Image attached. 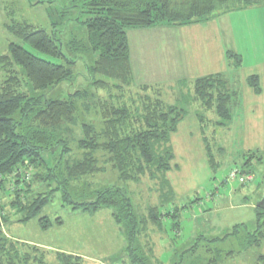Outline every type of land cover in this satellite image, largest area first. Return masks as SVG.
<instances>
[{
  "label": "rangeland",
  "instance_id": "rangeland-1",
  "mask_svg": "<svg viewBox=\"0 0 264 264\" xmlns=\"http://www.w3.org/2000/svg\"><path fill=\"white\" fill-rule=\"evenodd\" d=\"M81 5V0H0V56L7 54L10 43L34 53L7 29L8 26L27 24L54 35L67 57L80 56L81 60L73 66L74 73L85 74L86 67L96 57L89 48L83 51L75 48L76 45L84 46L87 37L83 22L88 15L82 12ZM256 9L248 7L216 18L222 43L227 54L231 55L222 77L227 91L235 93L229 102L230 118L223 124L217 123L214 112L203 110L194 102L192 86L188 82L173 83L175 80L171 79L173 75L168 67L171 63L167 58L169 41L176 40L184 46V41H190L189 37L179 34L180 30L169 32L163 28L126 30L135 66L134 86L126 91V96L137 97L140 84L159 85L163 101L185 112V118L170 143L174 161L173 170L166 174V179L172 186L174 197H170L171 189L164 178L156 182L144 177L138 184L127 183L135 210L139 207L140 214L146 218L151 207L159 206L157 209L163 221L162 229L159 224L149 221L139 237L138 243L145 251V264H238L243 255H246L245 264L253 263L249 257L256 248L247 245L244 237H249L248 241L252 239L251 236L256 234V213L258 210L264 213L257 208L264 195V6L262 10ZM235 12L237 14H233ZM232 55L240 60V65L233 64ZM18 73L20 90L32 95L30 85ZM255 73L261 88L259 96L252 93L245 81ZM2 79L0 71V82ZM81 90L90 92L87 84L78 77L73 82L65 81L36 94L49 100H68L70 94ZM84 113L78 111V122L96 121L98 125L95 114ZM58 153L51 158L46 156L51 169L60 166L56 163ZM75 155L72 152L65 160H71ZM209 156L215 163L214 168L208 163ZM99 167L105 172L87 180L91 189H100L98 183L105 188L122 186L117 183V175L112 173L109 165L101 161ZM232 170L242 174H245L242 171L250 172L254 179L245 185L224 182ZM39 173L44 176L46 172L42 169ZM41 180L44 179L38 175L35 181L32 173L28 181H24L25 185H30L26 188L30 190L23 193L29 201L35 202L41 197L48 200L47 206L31 220H24L27 216L24 210L17 212L10 208L14 196L11 190L15 186H0L1 237L22 246L31 256L41 257V264H60L56 258L58 254L70 257L68 264H132L126 250L129 242L127 228L112 217L110 209L92 213L74 210L71 205L60 202L62 194L59 189L48 193L57 187L55 183ZM70 191L72 200L80 201L78 195L82 184ZM260 221L264 225V219ZM177 222L180 226L176 225ZM235 226H238L237 232ZM258 231L264 233V228ZM227 235L230 240H211ZM33 249L37 252L34 253ZM228 252L235 253L233 262L220 261L223 253ZM214 259L218 262L213 263Z\"/></svg>",
  "mask_w": 264,
  "mask_h": 264
},
{
  "label": "trees",
  "instance_id": "trees-1",
  "mask_svg": "<svg viewBox=\"0 0 264 264\" xmlns=\"http://www.w3.org/2000/svg\"><path fill=\"white\" fill-rule=\"evenodd\" d=\"M81 1V10L88 15L83 22L87 37L84 46L76 45L75 48L81 51L89 48L96 57L86 67L85 74L74 73L73 66L81 57L64 55L54 35L27 24L7 27L14 38L28 45L34 53L10 43L7 54L0 56V71L3 73L0 82V186H15L11 190L14 196L10 208L27 212L24 220L38 216L37 213L48 203L47 197L33 202L23 195L30 190L26 189L30 185L24 183L32 173L35 181L39 175L45 180L42 182L50 180L55 183L57 187L48 193L59 189L62 194L60 202L65 206L71 205L74 210L91 213L110 209L112 217L127 228L129 242L126 250L131 263L145 264V251L138 243L139 237L149 221L159 224L160 229L163 228V221L157 209L159 206L151 207L146 218L140 214L139 207L135 210L127 183L138 184L144 177L156 182L164 178L163 181L171 189L170 197H174L172 186L166 179V174L173 170L174 154L170 143L185 118V112L167 105L154 87L138 86L137 97L126 96V91L134 86L126 30L187 26L217 15L264 6V0ZM227 57H231L230 53ZM232 57L235 59L233 64L240 65V60L235 55ZM18 68L20 73L16 70ZM17 73L30 85L32 95L20 90ZM78 77L87 84L90 92L75 91L68 100H49L36 94L51 90L65 81L73 82ZM246 84L253 93H261L258 76H249ZM226 88V81L218 74L196 79L192 83L194 102L203 110L214 112L218 124L229 120V102L235 96ZM78 111H84L85 115L95 114L98 125L96 121L78 122ZM72 152L76 153L75 157L65 160ZM56 153V163L60 166L57 168L55 165L51 169L46 163V156L51 158ZM101 161L110 166L112 173L117 175V183L122 186L105 188L101 183H98L100 189L88 186L89 178L105 172L99 167ZM208 163L214 168L215 163L210 156ZM42 169L46 172L44 176L39 173ZM79 184H82L78 195L80 201L74 202L70 190L76 189ZM46 186L51 188L49 184ZM257 212L256 234L250 240L252 246H259L264 237L263 230L258 231L264 228L260 223L264 213ZM176 225L180 226V222ZM238 226L234 227V231L237 232ZM228 236L212 242L224 241ZM226 254L233 255L232 252ZM56 258L60 264H68L70 257L58 254ZM42 262L41 257L36 254L31 256L22 246L0 235V264ZM217 262L213 260V263ZM257 264H264V256L257 258Z\"/></svg>",
  "mask_w": 264,
  "mask_h": 264
},
{
  "label": "crops",
  "instance_id": "crops-1",
  "mask_svg": "<svg viewBox=\"0 0 264 264\" xmlns=\"http://www.w3.org/2000/svg\"><path fill=\"white\" fill-rule=\"evenodd\" d=\"M258 8L262 10L261 8H263V6H258L257 9ZM233 14H237V13L235 12ZM242 14L245 15L244 12H242ZM218 16L219 15L214 16L209 20L196 23V24L187 25V26L156 27V28H163L162 30L169 31V32L174 31V30H180L179 34H182L183 36L190 38V41H187L188 43L184 41V46H181L178 43H176V40L169 41L168 48H167V58H168V62L171 63V65L168 67H169L171 74L173 75L171 76V79L175 80L173 83L182 84L183 82L185 83L188 82L192 86L193 81L196 79L208 77L212 75H217V74L222 75V71H224L227 67V63H228L227 55L228 54H227V50L225 49V46L222 43L221 34L219 33V28L216 23V18ZM222 16H225V15H222ZM253 16L254 15H252V17ZM173 36H176V34ZM129 51H130V46H129ZM130 61H131V66H132V71H133V77L135 78L134 69H133L135 66L132 63L131 51H130ZM254 75L257 76L256 73ZM138 86L140 87V86H149V85L143 83ZM149 87H152V86H149ZM155 87H157V90H159L161 99H162V94H161L162 89L160 88L159 85ZM253 94L255 96L261 95V93L258 95L255 93ZM256 216H257V213H256ZM256 223L257 222H254L255 229L257 228ZM216 239L219 240V238H216ZM227 239H229V237ZM248 239L250 238L244 237L245 243L248 242L247 245H250L251 247L252 242L248 241ZM211 240H215V239H211ZM220 242H223V241H220ZM252 247H255L256 250L252 254V256H250L249 258L251 259V262H253L252 264H257V258L259 256H264V237L262 238L259 246L254 245ZM247 248L249 247L247 246ZM234 254L235 253H233V255L231 254L228 255L229 258H227L226 257L227 254L223 253L220 261L224 260V262H226L228 260H232L233 262V260L235 259ZM245 258H246V255H243V257H240L238 259V264H245V260H246Z\"/></svg>",
  "mask_w": 264,
  "mask_h": 264
},
{
  "label": "built area",
  "instance_id": "built-area-1",
  "mask_svg": "<svg viewBox=\"0 0 264 264\" xmlns=\"http://www.w3.org/2000/svg\"><path fill=\"white\" fill-rule=\"evenodd\" d=\"M224 182H238L241 185L248 184L253 181V175L246 173L242 174L239 171L232 170L229 172L228 176L225 178Z\"/></svg>",
  "mask_w": 264,
  "mask_h": 264
},
{
  "label": "water",
  "instance_id": "water-1",
  "mask_svg": "<svg viewBox=\"0 0 264 264\" xmlns=\"http://www.w3.org/2000/svg\"><path fill=\"white\" fill-rule=\"evenodd\" d=\"M257 208L264 211V195H263L262 199L260 200V202L258 203ZM0 228H1V221H0Z\"/></svg>",
  "mask_w": 264,
  "mask_h": 264
}]
</instances>
